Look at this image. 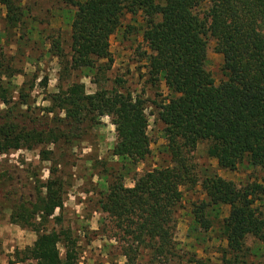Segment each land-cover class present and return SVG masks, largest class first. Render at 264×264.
Wrapping results in <instances>:
<instances>
[{"label":"trees","instance_id":"obj_1","mask_svg":"<svg viewBox=\"0 0 264 264\" xmlns=\"http://www.w3.org/2000/svg\"><path fill=\"white\" fill-rule=\"evenodd\" d=\"M72 3L77 11L70 56L68 59L59 41L54 45L56 56L65 64L67 76L72 72L92 73L98 90L88 94L85 84L71 82L50 97L53 107L45 118L30 119V109L21 111L29 104L23 91L22 101L13 103L4 79L14 76V69L1 52L0 155L61 142L72 145L102 119L113 116L117 118L113 157L122 161L123 168H130L128 172L145 160L151 154L146 101L131 92L108 90L103 84L114 64L111 38L122 28L126 16L141 15L143 38L150 51L146 57L150 82L157 86L163 81L171 94L161 104L154 102L155 119L163 127L171 165L149 171L133 188H126L122 179L115 180L101 201L102 210L129 238L126 264H137L140 248L150 250L154 260L169 258L177 250L176 215L184 199L183 189L199 186L206 198L202 209H230L217 232V239L227 244L222 261L247 264L253 253L247 240L264 243V209L256 206L262 202L264 208V184L255 182L239 188L218 174L200 179L190 160L198 146L206 144L207 157L217 162L220 171L236 172L247 164L264 172V0ZM0 5L7 10V30L26 26L21 0H0ZM211 41L215 52L223 57L219 85L206 68ZM42 158L50 161V152L43 151ZM43 187L46 194L39 193L35 203L17 204L13 210L11 223L37 235L32 247L17 254L18 262L78 264V243L72 232L46 228L51 220L61 222L55 213L64 207V184L51 179ZM191 264L212 263L195 259Z\"/></svg>","mask_w":264,"mask_h":264},{"label":"rangeland","instance_id":"obj_2","mask_svg":"<svg viewBox=\"0 0 264 264\" xmlns=\"http://www.w3.org/2000/svg\"><path fill=\"white\" fill-rule=\"evenodd\" d=\"M21 1L26 26L20 30H7V10L0 5V53L14 69V76L7 75L4 81L11 89L13 103L22 101L21 91L28 96V106L21 109L23 112L30 109L28 118H45L53 107L50 97L66 89L71 82L85 84L88 94L98 90L92 83V73L70 72L71 76H67L65 64L54 49L59 41L69 59L71 28L77 11L72 2L85 0ZM143 27L141 15L124 18L122 28L110 41L114 64L104 76L103 84L108 90L117 88L131 92L146 101L151 154L131 168L132 172H128V167L123 168L122 161L112 155L117 143V118L112 116L102 119L87 136L72 145L61 142L0 155V264H21L17 254L36 242V233L12 224L11 216L17 204L29 206L37 201L39 193L45 195L43 186L51 179H60L64 184V207L55 213L61 222L51 220L47 230L72 232L78 243V264L127 263L125 250L130 245L129 238L116 228V220L103 212L101 201L115 180L122 179L126 188H133L135 181L149 171L171 165L163 127L155 119L157 108L154 105V102L161 104L170 99L171 94L163 81L157 86L150 82L146 60L150 51L143 38ZM222 66L223 57L215 52V43L211 41L206 68L217 85L223 80ZM206 150V144L199 145L190 160L200 179L218 174L239 188L255 182L264 184L261 169L246 164L236 172L220 171L217 162L207 157ZM43 151L50 152V161L42 158ZM183 193L184 199L176 215L175 255L154 260L150 250L140 248L137 264H191L195 259L225 264L222 251L227 244L217 239V232L221 221L229 215V207L202 209L206 198L199 186L183 189ZM262 199L264 201V197ZM261 203L257 202L256 206L263 210ZM247 247L253 252L247 264H264V243L249 238ZM60 249L64 255L62 245Z\"/></svg>","mask_w":264,"mask_h":264}]
</instances>
